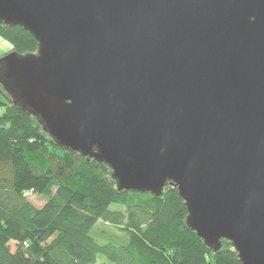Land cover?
<instances>
[{"label": "water", "instance_id": "water-1", "mask_svg": "<svg viewBox=\"0 0 264 264\" xmlns=\"http://www.w3.org/2000/svg\"><path fill=\"white\" fill-rule=\"evenodd\" d=\"M35 53L0 57L9 101L118 190L177 188L212 251L264 264V0H0Z\"/></svg>", "mask_w": 264, "mask_h": 264}, {"label": "trees", "instance_id": "trees-1", "mask_svg": "<svg viewBox=\"0 0 264 264\" xmlns=\"http://www.w3.org/2000/svg\"><path fill=\"white\" fill-rule=\"evenodd\" d=\"M0 36L20 55L37 51L22 27L0 22ZM0 95V264H240L227 240L212 251L186 226L174 185L157 196L118 190L106 164L57 145L1 85ZM98 221L124 242H97Z\"/></svg>", "mask_w": 264, "mask_h": 264}, {"label": "rangeland", "instance_id": "rangeland-1", "mask_svg": "<svg viewBox=\"0 0 264 264\" xmlns=\"http://www.w3.org/2000/svg\"><path fill=\"white\" fill-rule=\"evenodd\" d=\"M0 38H2L0 36ZM3 39V38H2ZM4 40V39H3ZM6 41V40H5ZM8 42V41H7ZM10 51L12 50V44L11 42H8ZM7 52V53H9ZM1 98V95H0ZM1 112V110H0ZM31 202H33L37 207L42 205L45 201L42 197H35V196H29ZM119 208L117 204H112L110 206V209ZM92 234L95 236L97 242L101 244H105L106 242H113L116 243H123L125 238L124 235L119 233L117 230L113 229L111 226H109L106 223H102L101 221H98L96 225H94V228L91 230Z\"/></svg>", "mask_w": 264, "mask_h": 264}, {"label": "crops", "instance_id": "crops-1", "mask_svg": "<svg viewBox=\"0 0 264 264\" xmlns=\"http://www.w3.org/2000/svg\"><path fill=\"white\" fill-rule=\"evenodd\" d=\"M10 51V47L7 41L0 38V57Z\"/></svg>", "mask_w": 264, "mask_h": 264}]
</instances>
